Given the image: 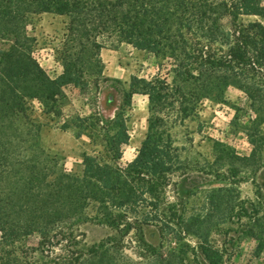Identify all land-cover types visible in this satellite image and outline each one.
I'll return each mask as SVG.
<instances>
[{"label":"trees","instance_id":"trees-1","mask_svg":"<svg viewBox=\"0 0 264 264\" xmlns=\"http://www.w3.org/2000/svg\"><path fill=\"white\" fill-rule=\"evenodd\" d=\"M43 12L67 17L59 55L63 72L54 79L34 58L35 39L27 31L33 17ZM111 38L152 53L160 65L168 61V72L150 78L132 75L121 105L107 120L97 113L65 119L61 128L76 138L86 136L90 145L67 170L39 146L38 128L30 135L23 124L35 122L28 112L34 99L44 114L60 117L62 86L82 83L77 81L85 56L97 58ZM101 78L106 77L95 78L96 88ZM230 86L246 95L255 114L243 127L252 152L233 155L249 164L264 142L262 0H0V131L14 119L23 123L20 134L31 142L18 166L0 142V264H144L141 259L146 258L149 264L190 262L181 249L164 257L162 245L147 242L144 227L156 222L199 226L211 217L204 210L186 214L177 194V200L168 197V188L176 185L174 176L187 170L171 129L195 116L204 99L225 103ZM134 94L147 97L146 132L135 156L122 164V147L130 139L126 111ZM223 189L204 195L215 211ZM85 222L103 224L110 232L88 244L81 230ZM35 233L37 243L30 246L25 239ZM131 243L136 260L127 253ZM197 248L207 264H223L214 246L201 242ZM193 255L198 264L194 249Z\"/></svg>","mask_w":264,"mask_h":264},{"label":"rangeland","instance_id":"rangeland-1","mask_svg":"<svg viewBox=\"0 0 264 264\" xmlns=\"http://www.w3.org/2000/svg\"><path fill=\"white\" fill-rule=\"evenodd\" d=\"M262 2L264 4V0ZM66 22V16L43 12L27 25L28 34L35 39L32 54L52 79L63 72L59 55L66 40ZM98 54L97 58L85 56L86 67L77 81L82 83L62 86L60 117L44 114L42 104L34 99L28 112L35 122H21L30 135L33 128H38L39 146L56 155L67 170L75 167L83 150L89 151L90 145L86 136L76 138L72 131L61 128L62 122L72 115L96 113L104 120L111 118L122 103L132 75L150 78L158 73L165 75L169 68L168 61L160 65L152 53L136 50L123 41L116 42L115 38L106 40ZM98 59L100 65L96 63ZM102 74L106 78H101L96 88L95 78ZM225 100V103L202 100L195 116L171 129L173 144L178 147L187 170L174 176L176 185L168 188V197L174 201L177 194L183 204L180 208L183 207L186 214L204 210L211 217L199 226L198 222H156L157 225L144 227L148 243L162 245L164 257L171 251L179 254L181 249L183 257L190 260L184 264H195L193 249L198 254V264H207L197 248L201 242L217 248L223 264H264V142L249 164L235 159L234 154L249 155L254 148L243 127L255 114L247 107L246 95L235 87L227 88ZM126 115L130 139L122 147V164L135 156L145 137L147 97L134 94ZM21 123L12 119L7 128L0 131V142L9 150V159L15 166L31 143L27 141L30 140L28 135L20 134ZM15 129L19 132L15 133ZM260 130L264 134V122ZM216 142L228 148H221ZM219 186L225 189L221 191L223 199L215 211L212 205L205 203L204 195ZM81 230L88 244L99 242L110 232L107 226L97 222L82 223ZM37 240L35 233L28 235L25 242L33 246ZM133 245H128L127 253L136 260L139 257ZM141 260L149 264L147 258Z\"/></svg>","mask_w":264,"mask_h":264}]
</instances>
